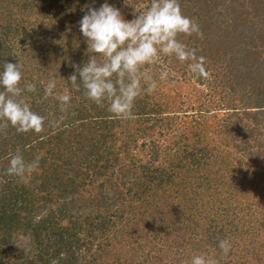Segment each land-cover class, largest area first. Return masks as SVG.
I'll use <instances>...</instances> for the list:
<instances>
[{
	"label": "trees",
	"instance_id": "trees-1",
	"mask_svg": "<svg viewBox=\"0 0 264 264\" xmlns=\"http://www.w3.org/2000/svg\"><path fill=\"white\" fill-rule=\"evenodd\" d=\"M121 1L108 0L125 19L134 18L136 2L129 1L130 11ZM230 1L239 4L235 14L248 7L259 13L264 4L209 0L198 4L200 18L211 16L217 2ZM37 2L0 0V71L4 62L22 65L20 86L36 84V91H25L22 98L45 117L40 132H18L0 119V264H191L192 256L200 254L217 264H264V90H243L253 103L213 112L210 126L203 112L180 121L184 111L174 105L180 98L170 97L171 80L160 78V67L186 65L163 57L146 66L156 89L144 84L134 102V118H118L107 100L97 105L83 87L76 90L67 80L72 64L82 65L87 53L80 32L72 41L62 21L79 28L82 8L91 0H40V16L51 24L27 29L23 20L39 14ZM103 2L96 0L95 6ZM5 7L11 8L10 17ZM196 22L202 30L207 24ZM224 30L210 47L219 57L226 55L219 41L235 35ZM259 31L248 38L257 43L253 35ZM184 37L177 38L183 42ZM190 37L192 48L206 49L196 34ZM95 55L102 61L101 54ZM228 68L229 83L246 88L243 67L234 62ZM51 79L55 96L71 94L66 111L55 96L44 98ZM155 132L166 139L162 148L152 140ZM231 140H239V146L234 148ZM17 152L27 162L38 159V167L22 176L7 174ZM14 235L25 238L15 260L8 256L17 244ZM222 239L231 243L227 256L218 247Z\"/></svg>",
	"mask_w": 264,
	"mask_h": 264
},
{
	"label": "clouds",
	"instance_id": "clouds-1",
	"mask_svg": "<svg viewBox=\"0 0 264 264\" xmlns=\"http://www.w3.org/2000/svg\"><path fill=\"white\" fill-rule=\"evenodd\" d=\"M96 0L85 4L79 20V32L86 44L87 59L82 65L72 64L73 72L67 78L72 88L83 87L84 95L101 105L109 102V111L118 118H134L133 106L142 87L155 90L157 81L146 66L156 63L161 57H174L188 62L190 72L196 77L207 78L210 73L205 67V58L197 55L196 48H189L178 39L179 34H196L203 39L200 25L184 15L179 0H150L143 11H136L134 18L125 19L121 10L104 0L99 6ZM95 54H101L98 62ZM167 69L161 71V79ZM22 80V65L4 62L0 71V119L16 127L18 132H40L45 117L32 110L24 101L22 93L35 92L36 84ZM55 79L48 81L44 98L55 96ZM146 89V90H147ZM61 111H66L72 99L69 92L55 96ZM39 161H25L17 152L11 155L7 174L22 176L38 167ZM218 247L227 256L231 243L227 239L218 242ZM191 264H217L204 254L194 255Z\"/></svg>",
	"mask_w": 264,
	"mask_h": 264
},
{
	"label": "rangeland",
	"instance_id": "rangeland-1",
	"mask_svg": "<svg viewBox=\"0 0 264 264\" xmlns=\"http://www.w3.org/2000/svg\"><path fill=\"white\" fill-rule=\"evenodd\" d=\"M38 1L40 2V0ZM129 1L130 0H122L119 4L124 7V10L128 8L131 11ZM142 1L145 4H148L149 2V0ZM39 2H37V6L34 8L35 12L39 14L31 19L25 18V22L23 20L24 26L27 29L30 28V24H32V28L34 24L35 27L38 26L37 23H42V26L45 24H51L49 20L41 18L40 13L42 11L40 10L41 7ZM134 2H136L135 12L138 10L142 11L145 4H137V2H140V0H134ZM180 2L182 3L184 9L183 10L181 7L182 13L184 15L194 19L195 21H199V19L202 21H207V24L205 26L204 24H202V28H204L203 30L201 29L204 34L203 39L197 37V40H202L201 46L206 47V49L204 51H197V55L203 56L205 58V67L206 70L210 73V76L207 78L194 76L190 72L187 62L183 63L184 65H186L185 68L181 66H175L177 69L172 66H170V69L166 68V77L171 80L170 87L172 90L170 92V97L172 96L173 98H180V102L175 101L176 103H174L175 108L177 107L180 108L181 111H184V115L178 116L180 121L183 120L188 122L193 117L196 118V116H200L201 112H203V117L204 119H206V123H208L207 126H210L212 124H215V119L212 115L213 112H226L228 110L227 108L231 107L229 104H233L237 108H241V106H250L253 103V101L249 100V97L245 92H243V90H253V92H256L255 90H264V4L259 6V13H255L256 10L250 7L242 8V11L239 12L237 9L239 4L236 2H217L216 5H214V8L211 10V16L209 14L208 16L206 15L203 18H200V16L202 15H200L201 12L198 9V4L200 5L207 3L209 2V0H180ZM234 7H237L236 9L238 12L236 14L234 13V11H232ZM11 14H13L11 8L5 7V17H10ZM23 17H26V15L23 14ZM52 18L56 22V17ZM224 21L225 23H222ZM256 22H262L263 25H253V23ZM62 23H66L65 28L68 31L66 32L71 34H68V37L72 38V41H75L77 37H74L73 35L74 33L79 32L78 26H74L71 23H68V21H66L65 19L64 21H62ZM198 24L200 25V23ZM55 26L61 30L60 21L55 24ZM225 28H228L230 30L229 33L233 32L235 35L229 37V39H226L224 37V39L219 41V44L221 43L222 45L221 49L223 51H226V55L224 57H219L215 55L216 52L210 49L211 42L213 41V38L216 39L219 35L224 36L223 34ZM258 30H260L259 34H257V32L253 35L255 38L258 37L256 43L255 41H252L248 38V33H252ZM49 34H54V32ZM192 35L194 36V34ZM77 36L79 38V33H77ZM183 39V43L187 44L189 48H192L194 44L193 42L195 40L186 35ZM226 41L227 43H225ZM233 51H238L239 54L236 55L233 53ZM162 61L163 57H161V59L158 60L157 63H161ZM234 62L239 63V65L243 67V70L246 71V82L244 81L246 88H242L243 85H241L240 87H233L229 83L231 75H229V71L227 70V68L228 66L233 67ZM165 66H167V64H163L160 67L161 71ZM254 76L256 79L252 80ZM166 77L165 79H167ZM252 82L254 83L252 84ZM250 84H252L251 87H249ZM253 95L256 96V94ZM228 98H231V101H229L230 103L227 102ZM209 110L210 112H207V114L204 113V111ZM168 130H170V128ZM171 135H173V132L171 133ZM210 138L213 140V137L210 136ZM149 140H151V136ZM152 140H158V146L162 148L164 146L163 140L166 139L160 138L158 133L155 132L152 135ZM230 142L233 141L231 140ZM237 143H239V140L233 142L234 148L239 146V144ZM234 150H232V152ZM255 211L259 214V208H256ZM17 237L18 236L14 235L12 239V241L14 240L17 243L15 245V249L8 254L9 258H12L14 260L15 258H19L21 256L20 250L23 249V243H25V238ZM15 238L17 239L15 240Z\"/></svg>",
	"mask_w": 264,
	"mask_h": 264
}]
</instances>
